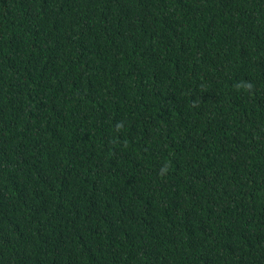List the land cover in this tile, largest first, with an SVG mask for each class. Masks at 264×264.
Masks as SVG:
<instances>
[{"label": "trees", "instance_id": "trees-1", "mask_svg": "<svg viewBox=\"0 0 264 264\" xmlns=\"http://www.w3.org/2000/svg\"><path fill=\"white\" fill-rule=\"evenodd\" d=\"M0 264H264V0H0Z\"/></svg>", "mask_w": 264, "mask_h": 264}]
</instances>
